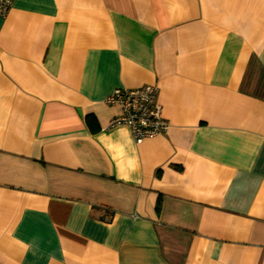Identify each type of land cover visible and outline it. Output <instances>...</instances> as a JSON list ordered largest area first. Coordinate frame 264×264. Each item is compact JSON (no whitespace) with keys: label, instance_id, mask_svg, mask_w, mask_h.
<instances>
[{"label":"crops","instance_id":"crops-1","mask_svg":"<svg viewBox=\"0 0 264 264\" xmlns=\"http://www.w3.org/2000/svg\"><path fill=\"white\" fill-rule=\"evenodd\" d=\"M0 264H264V0H11ZM153 85L136 144L106 103Z\"/></svg>","mask_w":264,"mask_h":264},{"label":"built area","instance_id":"built-area-1","mask_svg":"<svg viewBox=\"0 0 264 264\" xmlns=\"http://www.w3.org/2000/svg\"><path fill=\"white\" fill-rule=\"evenodd\" d=\"M11 0H0V16L5 17ZM158 89L145 85L136 89H116L106 103L118 106L121 115L110 122V127L127 126L136 144L155 138L166 132L168 123L163 118L162 107L157 102Z\"/></svg>","mask_w":264,"mask_h":264}]
</instances>
